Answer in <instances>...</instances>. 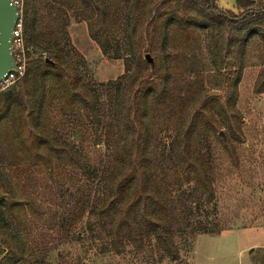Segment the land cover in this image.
Segmentation results:
<instances>
[{
	"label": "trees",
	"instance_id": "trees-1",
	"mask_svg": "<svg viewBox=\"0 0 264 264\" xmlns=\"http://www.w3.org/2000/svg\"><path fill=\"white\" fill-rule=\"evenodd\" d=\"M237 7L225 11L217 0H25L27 71L0 92V264L33 258L27 220L36 207L7 168L54 175L81 166L83 154L60 133L58 113L103 124L108 152L97 172L100 198L86 208L83 194L76 205L109 251L142 249L151 240L176 262L182 243L221 234L193 221L197 205L217 195L207 145L218 141L229 158L243 147L239 83L248 47L264 45V0H238ZM69 12L88 23L105 54L124 60L122 76L98 85L86 80ZM118 29L124 44L114 48L109 39ZM204 73L212 86L200 80ZM255 92L264 93V71ZM168 131L175 135L166 146ZM262 252L257 264H264Z\"/></svg>",
	"mask_w": 264,
	"mask_h": 264
},
{
	"label": "rangeland",
	"instance_id": "rangeland-1",
	"mask_svg": "<svg viewBox=\"0 0 264 264\" xmlns=\"http://www.w3.org/2000/svg\"><path fill=\"white\" fill-rule=\"evenodd\" d=\"M237 1L217 3L225 11L238 13ZM69 15L71 41L87 60L86 80L98 85L122 76L124 60L115 58L114 51L105 54L91 39L88 23L77 22L73 12ZM109 40L114 48L122 46V30H115ZM201 47V58L207 62L205 42ZM263 71L264 45L259 42L248 47L239 83L237 106L243 116V147L229 158L218 141L211 139L207 145L213 154L217 195L212 204L203 200L197 205L193 221L201 227L224 230L220 235H198L192 245L182 243V255L176 262L163 258L151 240L142 249L128 246L122 254L109 251L104 237L89 229L87 214L80 215L76 203L87 194L85 207L89 208L100 198L97 172L108 152L103 124L85 114L58 113L60 133L75 142L83 154L81 166L63 168L54 175L34 168H7L21 179L23 191L36 207L27 220L31 264H257L264 248V93H256L255 84ZM200 80L207 86L214 84L208 73ZM222 131L226 136V129ZM174 135L173 131L163 134L166 146Z\"/></svg>",
	"mask_w": 264,
	"mask_h": 264
},
{
	"label": "water",
	"instance_id": "water-1",
	"mask_svg": "<svg viewBox=\"0 0 264 264\" xmlns=\"http://www.w3.org/2000/svg\"><path fill=\"white\" fill-rule=\"evenodd\" d=\"M18 19V8L11 3V0H0V82L14 67L12 37ZM146 59L150 64H154L150 54L146 55ZM221 134L224 135V132L222 131Z\"/></svg>",
	"mask_w": 264,
	"mask_h": 264
},
{
	"label": "built area",
	"instance_id": "built-area-1",
	"mask_svg": "<svg viewBox=\"0 0 264 264\" xmlns=\"http://www.w3.org/2000/svg\"><path fill=\"white\" fill-rule=\"evenodd\" d=\"M11 3L18 8L19 19L13 30L12 51L14 56V67L9 70L6 77L0 82V92L21 80L27 71V47L24 37V7L25 0H11Z\"/></svg>",
	"mask_w": 264,
	"mask_h": 264
}]
</instances>
